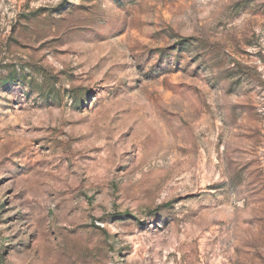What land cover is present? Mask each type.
Here are the masks:
<instances>
[{"label":"rangeland","instance_id":"obj_1","mask_svg":"<svg viewBox=\"0 0 264 264\" xmlns=\"http://www.w3.org/2000/svg\"><path fill=\"white\" fill-rule=\"evenodd\" d=\"M0 264H264V0H0Z\"/></svg>","mask_w":264,"mask_h":264}]
</instances>
